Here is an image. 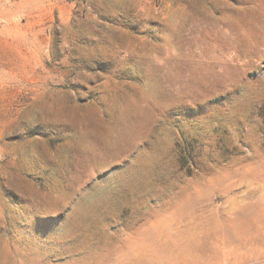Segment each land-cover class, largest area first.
<instances>
[{
  "label": "rangeland",
  "instance_id": "rangeland-1",
  "mask_svg": "<svg viewBox=\"0 0 264 264\" xmlns=\"http://www.w3.org/2000/svg\"><path fill=\"white\" fill-rule=\"evenodd\" d=\"M0 264H264V0H0Z\"/></svg>",
  "mask_w": 264,
  "mask_h": 264
}]
</instances>
